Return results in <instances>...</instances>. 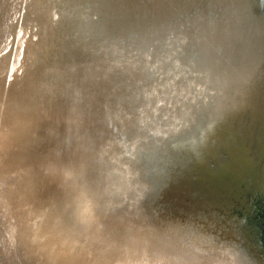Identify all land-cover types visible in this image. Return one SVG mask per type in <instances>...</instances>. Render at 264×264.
<instances>
[{
  "label": "bare ground",
  "instance_id": "bare-ground-1",
  "mask_svg": "<svg viewBox=\"0 0 264 264\" xmlns=\"http://www.w3.org/2000/svg\"><path fill=\"white\" fill-rule=\"evenodd\" d=\"M119 3L0 0V233L36 263L264 264V0Z\"/></svg>",
  "mask_w": 264,
  "mask_h": 264
},
{
  "label": "rangeland",
  "instance_id": "rangeland-1",
  "mask_svg": "<svg viewBox=\"0 0 264 264\" xmlns=\"http://www.w3.org/2000/svg\"><path fill=\"white\" fill-rule=\"evenodd\" d=\"M116 2H118L119 3V0H116ZM123 2H124V0H123ZM120 4V3H119ZM78 7H79V5H77ZM81 6V5H80ZM93 11V10H92ZM94 12V11H93ZM69 15H70V13H69ZM189 21H190V19H189ZM186 22H188V21H186ZM182 25L183 24H185L184 23V21H181L180 22ZM191 23V21L189 22V23H186V27H188L189 26V24ZM17 176H19L20 177V175L19 174H16ZM22 179V178H21ZM20 180V179H19ZM16 181H17V179H16ZM2 186H3V183H0V204H4V200H2V198H1V194H2V192L3 191H5L6 189H4V188H2ZM3 187H5V186H3ZM8 187V186H7ZM7 191V190H6ZM25 190H23L22 192H20V194H22V197L20 198V200L22 199V201H24V198H30V196L31 195H29V197L27 196V195H25ZM32 197V196H31ZM19 200V201H20ZM19 204H17L16 206H18ZM28 207L26 208V209H29L30 207H34V203L33 202H31V203H27L26 204ZM20 207V206H19ZM5 208V205L4 206H2V205H0V213H2V211H3V209ZM9 208V207H8ZM7 208V209H8ZM10 211H11V213H13V208H11L10 209ZM41 216V215H40ZM36 217V216H35ZM35 219H37V223H38V220L39 221H41V220H43V219H39V218H35ZM34 219V221H33V226L31 227V230H33L34 229V226H36L37 224H36V220ZM40 223V222H39ZM11 231L8 233L7 231H5V232H2L3 234H4V236H3V234H1L0 233V235L2 236H0V261H1V259H2V252H4L6 249H7V251L10 253H8V255H6V257H4V259L2 260V262L4 261V262H6L7 261V259H9V258H16V260H19L18 261V263L17 264H46V262H48L49 260H48V258H47V260H43L44 258H41V260L39 261V262H35L36 260V254H41L42 256H43V253H42V251L41 250H37L38 252L37 253H33V257H29V255H30V253L28 254L27 253V250H26V248H21V249H18V251L16 252V253H12V251L10 250V248L12 249L13 247H12V243H11V240H12V242H13V244H14V241L17 239V238H15V236H14V228H11L10 229ZM7 235H9V236H7ZM204 235V234H203ZM205 237V236H204ZM86 240H88V239H83L82 241H85L86 242ZM29 242H30V244H31V242H33V238L32 237H29ZM203 242H204V239H203ZM8 245V246H7ZM15 245V244H14ZM30 247V246H29ZM20 248V247H19ZM40 248V247H39ZM73 248V247H72ZM199 249V248H198ZM28 250H29V248H28ZM85 250V249H84ZM84 250L82 251V253L80 254V259L78 260V261H81V263H79V264H86V261H84L85 259V255L83 254V252H84ZM6 251V252H7ZM73 250H71V252H72ZM200 252V251H199ZM204 254L202 257L201 256H199V254ZM201 253H198V254H196L194 257H192L191 259H189V260H187V262H186V264H233L234 263V261L232 260V258L230 259V256H227L226 254L224 255L222 252H220V251H213V252H209L208 250H206V251H204V252H201ZM32 254V253H31ZM79 254H77L76 253V255L78 256ZM59 255H62L61 253H59ZM31 256V255H30ZM17 257L19 258V259H17ZM29 257V258H28ZM59 257V256H58ZM21 259V260H20ZM33 259V260H32ZM105 260H106V262H109V259H107V258H104ZM15 260V261H16ZM32 261V262H31ZM46 261V262H45ZM25 262V263H24ZM1 263V262H0ZM90 263V262H89ZM177 263H180V262H177ZM87 264H88V262H87ZM181 264V263H180Z\"/></svg>",
  "mask_w": 264,
  "mask_h": 264
},
{
  "label": "water",
  "instance_id": "water-1",
  "mask_svg": "<svg viewBox=\"0 0 264 264\" xmlns=\"http://www.w3.org/2000/svg\"><path fill=\"white\" fill-rule=\"evenodd\" d=\"M257 2H259V1H257ZM236 17H237V15H236ZM258 20H260V19H258ZM183 21H184L185 25H186V23H188V22H186V21H188V19H184V18H183ZM189 22H190V21H189Z\"/></svg>",
  "mask_w": 264,
  "mask_h": 264
}]
</instances>
